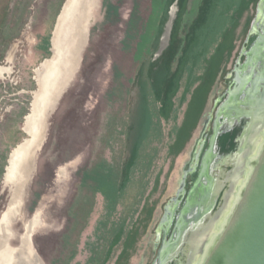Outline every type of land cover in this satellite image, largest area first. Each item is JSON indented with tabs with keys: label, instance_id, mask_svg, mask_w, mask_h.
Listing matches in <instances>:
<instances>
[{
	"label": "water",
	"instance_id": "1",
	"mask_svg": "<svg viewBox=\"0 0 264 264\" xmlns=\"http://www.w3.org/2000/svg\"><path fill=\"white\" fill-rule=\"evenodd\" d=\"M175 1H16L0 36V264H151L259 2L210 1L165 73ZM263 50L264 30L216 112L249 109L225 162L202 158L171 241L180 264H264Z\"/></svg>",
	"mask_w": 264,
	"mask_h": 264
},
{
	"label": "flooded vegetation",
	"instance_id": "2",
	"mask_svg": "<svg viewBox=\"0 0 264 264\" xmlns=\"http://www.w3.org/2000/svg\"><path fill=\"white\" fill-rule=\"evenodd\" d=\"M194 0H190L191 4ZM189 0L186 1L185 9L183 10L180 18H179V25H178V35H177V42L178 44V50L174 56V66L178 65L179 60L181 59L183 50L186 47V33L192 28L193 24L197 20L199 16V11L201 7L204 4V0H198L197 6H198V11L195 16V20L191 21L187 25V28L185 29V19H188L190 17L189 15L191 14V10L188 11V6ZM175 5L178 9L179 12V0L175 1ZM192 8V5H191ZM256 13L253 19V22L250 26L246 41L243 44V47L240 51V55L238 60L235 62L234 67L229 73L226 78H225V89L222 94V97L217 101V110L221 106V104L225 101V99L228 96V93L232 91L235 87H238L239 80H246L248 79V74L252 73L251 71H254L255 68L252 67H247V70H243V64L248 57V51L253 44L254 40L264 30V0H259L257 7H256ZM177 12V14H178ZM178 20V15L177 18L174 20V23ZM181 30L179 31V29ZM172 31V30H171ZM171 43V34H170V39H169V44L168 46L161 51V59L160 62L162 64V60H165L166 56V50L170 46ZM264 51V50H263ZM262 57H264V52H262ZM173 65V64H172ZM174 68V69H175ZM254 69V70H253ZM173 72V71H172ZM254 79V78H253ZM252 79V80H253ZM251 80V81H252ZM250 79L248 80V84L243 87L244 93L250 92ZM244 85V84H243ZM249 109L243 105L241 107V117H235L233 115L227 116V117H221L220 113L218 112V118L216 117V112L215 116L212 119L210 129L208 132L206 131V125L205 124L204 128L201 130L202 133H200V137L195 141L194 146L192 147V150L190 152V157L187 163L185 164L183 168V173L179 182L178 189L175 193V196L171 198L169 204H167L165 208L166 216L162 219L161 225H160V230L158 233V236L156 238V241L154 243V258L151 262V264H180L182 262L181 260V253L179 255H175L174 257H170V247L174 239L177 237V230H175V225L177 222V218L180 214L181 209L183 208V205L188 197V194L195 184V181L198 177L200 169V164L202 161L203 156L209 155V158H212V155L215 154V161L213 162H225L224 156L231 151L229 149V145L225 144L222 146L221 142L223 141L225 136L232 135L234 134V138L236 135V132H240L241 128L243 125H245L244 121V115ZM209 120V119H208ZM206 120V121H208ZM205 121V122H206ZM214 130H216L217 138L215 139V145L213 147V150L209 148V144L211 141V138L214 136ZM237 130V131H236ZM233 138V140H234ZM225 142V141H224ZM210 151H213L211 154L209 153ZM209 153V154H208ZM222 157V158H221ZM221 158V159H220ZM221 165V164H220ZM226 169V168H225ZM213 174H217L218 169H213L211 171ZM213 176V175H212ZM214 178V177H213ZM216 178V177H215ZM214 178V179H215ZM204 191V190H203ZM204 193V192H203ZM202 194V192H201ZM169 257V258H168ZM168 258V259H167Z\"/></svg>",
	"mask_w": 264,
	"mask_h": 264
},
{
	"label": "trees",
	"instance_id": "3",
	"mask_svg": "<svg viewBox=\"0 0 264 264\" xmlns=\"http://www.w3.org/2000/svg\"><path fill=\"white\" fill-rule=\"evenodd\" d=\"M186 1L187 0H179V12L177 14L178 15V20L175 22V24H173V29L171 31V43H170V46L168 47V49L165 52L166 53V56H165L166 58L162 62V68L164 67L163 68V72H165V73L169 69L168 65H169L170 61L171 60L173 61L174 56H175V54H176V52L178 50V47L176 46V42L178 40L177 39V35H178L179 18L181 16L183 10L185 9ZM210 1H212V0H204V4H203V6L201 7V9L199 11V18L197 19V21H195V23L193 24L192 28L186 33V47L183 50V53L185 52L189 42L194 38L195 29L197 28V26L199 24L202 23V20H203V17H204V13H205L207 7L210 4ZM183 53H182V56L184 55ZM182 56H181V58H182ZM233 138H234V134L225 136L223 141L221 142L222 146L225 145V144H228L229 145V149H232L234 147Z\"/></svg>",
	"mask_w": 264,
	"mask_h": 264
},
{
	"label": "rangeland",
	"instance_id": "4",
	"mask_svg": "<svg viewBox=\"0 0 264 264\" xmlns=\"http://www.w3.org/2000/svg\"><path fill=\"white\" fill-rule=\"evenodd\" d=\"M17 0H0V36Z\"/></svg>",
	"mask_w": 264,
	"mask_h": 264
}]
</instances>
